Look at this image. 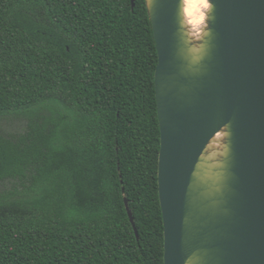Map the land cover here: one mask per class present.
Instances as JSON below:
<instances>
[{"label": "trees", "instance_id": "obj_1", "mask_svg": "<svg viewBox=\"0 0 264 264\" xmlns=\"http://www.w3.org/2000/svg\"><path fill=\"white\" fill-rule=\"evenodd\" d=\"M158 62L146 0H0V264H165Z\"/></svg>", "mask_w": 264, "mask_h": 264}, {"label": "water", "instance_id": "obj_2", "mask_svg": "<svg viewBox=\"0 0 264 264\" xmlns=\"http://www.w3.org/2000/svg\"><path fill=\"white\" fill-rule=\"evenodd\" d=\"M208 2L195 39L185 0H146L164 262L264 264V0Z\"/></svg>", "mask_w": 264, "mask_h": 264}, {"label": "bare ground", "instance_id": "obj_3", "mask_svg": "<svg viewBox=\"0 0 264 264\" xmlns=\"http://www.w3.org/2000/svg\"><path fill=\"white\" fill-rule=\"evenodd\" d=\"M207 4V7H204ZM210 10V4L208 0H193L191 7V14H189V4L185 0V20L189 28L191 37L200 39L207 26V17ZM222 137L218 136V139Z\"/></svg>", "mask_w": 264, "mask_h": 264}, {"label": "rangeland", "instance_id": "obj_4", "mask_svg": "<svg viewBox=\"0 0 264 264\" xmlns=\"http://www.w3.org/2000/svg\"><path fill=\"white\" fill-rule=\"evenodd\" d=\"M27 120L22 117L0 118V130L6 134H20L25 132ZM9 184H0V193L8 190Z\"/></svg>", "mask_w": 264, "mask_h": 264}, {"label": "clouds", "instance_id": "obj_5", "mask_svg": "<svg viewBox=\"0 0 264 264\" xmlns=\"http://www.w3.org/2000/svg\"><path fill=\"white\" fill-rule=\"evenodd\" d=\"M187 3L189 4V14H191V7L193 4V0H187ZM204 7H207V4H204Z\"/></svg>", "mask_w": 264, "mask_h": 264}]
</instances>
